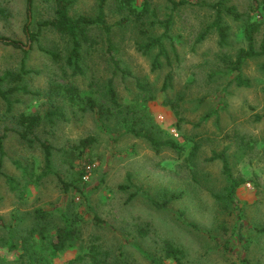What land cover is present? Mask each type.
I'll use <instances>...</instances> for the list:
<instances>
[{
	"label": "rangeland",
	"instance_id": "1",
	"mask_svg": "<svg viewBox=\"0 0 264 264\" xmlns=\"http://www.w3.org/2000/svg\"><path fill=\"white\" fill-rule=\"evenodd\" d=\"M215 1L187 0L175 9L171 34L179 63L173 64L172 80L165 90L161 89L168 70L164 60L152 70V53L139 48L143 36L137 22L129 18L120 23L126 13L117 9V0L105 4L113 55L128 70L114 77L119 102L135 104L145 124L161 138L174 139L181 151L162 148L156 153L144 139L127 133L119 116L100 118L60 101L59 96L54 104L59 103L66 119H43L34 130L37 138L53 146L51 167L56 174L38 176L45 170L42 147L37 141L19 138L13 131L16 117L51 108L45 93L61 84L77 85L83 96L105 100L103 85L112 65L104 32L97 27L92 36L98 43L88 52L83 50V74L72 75L63 62L69 40L37 25L52 17L54 0H32L30 30L38 31L34 40L23 30L26 0H0V75L17 72L22 64L27 70L22 79L3 81L0 87L25 84L31 92H40L9 93V108L0 96L4 150L0 157V264H17L21 249H9L4 243L18 242L31 231L37 247L48 252L47 244L62 224L63 214L76 218L77 237L51 258L52 264L86 255L91 245L115 264H264V56L245 60L241 73L249 80L247 85L237 86L230 81L232 75L220 74L221 56L233 58L246 46L248 21L256 26L255 48L264 43V0H225L240 14L236 20L224 15L229 27L225 45L218 44L214 29L196 41L214 16L211 4ZM148 3L155 18L171 10L167 0ZM134 5L140 8L141 0ZM68 10L72 16L94 15L97 0H72ZM160 29L150 27L153 32ZM7 39L17 40L22 47L6 43ZM43 49L63 57L54 61ZM136 80L145 88H139ZM88 135L94 137L90 146L75 159L69 158L64 150L78 153L79 139ZM224 149L232 176L243 180L232 202L215 196L224 193L228 179L221 160L212 155ZM81 170H88L87 177H82L84 186L78 180ZM57 174L75 188L64 189ZM6 175L16 180L17 189L10 188ZM80 185L82 191L76 189ZM170 192L182 195L165 206L154 205ZM38 209L45 212L43 218L36 215ZM166 242L183 250L180 263L165 258ZM87 260L86 256L82 264H88Z\"/></svg>",
	"mask_w": 264,
	"mask_h": 264
},
{
	"label": "trees",
	"instance_id": "2",
	"mask_svg": "<svg viewBox=\"0 0 264 264\" xmlns=\"http://www.w3.org/2000/svg\"><path fill=\"white\" fill-rule=\"evenodd\" d=\"M107 0H97V10L94 15L79 14L72 16L69 13V5L72 0H54V10L53 15L49 19L41 20L37 22L38 27H47L49 30L54 31L69 40V49L65 53V56H61L59 52L54 50L43 49L47 52L54 61H59L63 57L64 65L70 68L72 75L83 74V50L84 53L90 51L94 48L98 42L92 36V29L100 27L105 35L106 41V51L109 56L112 72L107 77L104 83V93L106 95L105 100L96 101L93 96H83L81 90L77 85L74 84H61L57 86H52L50 91L46 92L45 95L53 105L51 108L47 109L45 112H21L16 117V125L13 131L19 136L20 139L26 141L27 143H32V141L39 142L43 150V160H44V171L42 173H53L56 172L51 167V151L53 146L46 140H41L34 135L35 128L40 124L43 119L48 121L52 120L54 117L66 119L64 110L61 109L59 103L54 104L56 97H61L60 101L68 103L69 105H78L76 109H81L82 111H88L94 113L100 118L110 119L112 117L119 116L120 120L125 125V131L136 137L144 139L151 149L158 153L162 148H169L175 151H181L182 146L178 144L172 138H161L158 132L154 131L150 126L145 124L143 113L134 104H121L117 98L115 88H114V77L116 72H120L121 75L128 73V70L123 68L119 61L113 55L114 45L111 39V26L107 23L105 18V4ZM135 0H117L116 7L119 11H124L126 13L125 17L122 18L121 22L124 24L129 18L137 22V30L143 36V42L139 45L142 53H152L151 69L155 70L160 68L161 59L168 66V70L164 76L161 89L165 90L171 80L172 72L171 68L173 64L179 63V54L177 48L173 44V36L171 34V26L173 23V13L175 9L187 2V0H167L170 3L169 12L163 18H155L153 10H149L148 0H141L140 8L134 5ZM27 4V20L23 26V30L29 40H34L37 36V32L30 30L31 23V7L32 0H26ZM214 8V16L212 20L208 23L206 28L197 35L196 41H200L204 38L206 33L210 29H214L218 36V44L225 45L228 37V25L224 22V15L231 16L233 19H238L240 14L236 11L233 5L226 4L225 0H216L211 4ZM151 15L149 20H146V16ZM119 23V24H120ZM159 26L160 32H153L150 27ZM256 26H253L252 22H247L244 28V36L246 40V46L240 47L235 56H221L220 62L222 63V68L220 69V74L225 76L232 75L230 81L234 82L237 86L247 85L249 80L245 78L241 73V68L246 59L255 56H264V43L261 44L259 49L254 46V35ZM6 39V38H5ZM167 39L170 42L167 43ZM6 43L14 47H22L17 40L7 39ZM264 70V62L262 64ZM27 70L24 69L23 64L17 72H12L10 70L5 71L0 75V83L3 81H18L21 76L26 73ZM136 85L139 88H145V86L136 80ZM21 91L23 93H32L33 95H40L39 91L31 92L25 84H17L6 89L0 87V96L5 100L7 108L10 106V101L8 99V94L14 91ZM264 117V114L262 115ZM261 115H256L257 119L262 117ZM94 141V137L88 135L79 139V143L76 148L79 149L78 153L75 150H64L65 154L69 158L75 159L80 155V153ZM196 147V146H195ZM4 154L2 136H0V157ZM213 157H217L222 163V172L228 179V184L224 189L223 194L215 195L219 198L228 199L233 201L234 190L238 185L243 183V180L235 179L232 176L231 167L229 165L228 158L225 155V149L213 153ZM1 169V160H0ZM24 173L28 172L27 169L23 170ZM1 173V170H0ZM85 171L81 170L78 180L81 181L82 185L85 183L82 180ZM29 172V177L31 176ZM38 176L34 177L35 180ZM9 183L11 189H17L16 180L9 175L5 176ZM58 181L64 189L69 186H73L71 182L65 181L60 175L57 174ZM76 186L78 191H82L83 186ZM75 188V186H73ZM181 192L175 193H163V199L160 202L153 201L156 206H165L169 201L181 197ZM45 212L43 210H36V215L43 218ZM76 218H71L66 214L62 215V224L55 228L52 239L47 244L48 252L43 248H38L34 242V231L29 232L25 236H21L18 242H5V246L9 249H18L21 251L18 253L19 261L17 264H52L51 258L57 253L66 248V246L76 239L77 229H76ZM183 255V250L177 246L166 242L164 245V256L165 258H171L175 262L180 263ZM88 257V264H115L107 260V254H101L94 245L89 247L88 253L86 255H76L73 259H70L64 264H82L85 257Z\"/></svg>",
	"mask_w": 264,
	"mask_h": 264
},
{
	"label": "built area",
	"instance_id": "3",
	"mask_svg": "<svg viewBox=\"0 0 264 264\" xmlns=\"http://www.w3.org/2000/svg\"><path fill=\"white\" fill-rule=\"evenodd\" d=\"M88 168H89V166H87V169H88ZM87 171H88V170H85V174H84V176H83V177H87V174H86V173H87Z\"/></svg>",
	"mask_w": 264,
	"mask_h": 264
}]
</instances>
